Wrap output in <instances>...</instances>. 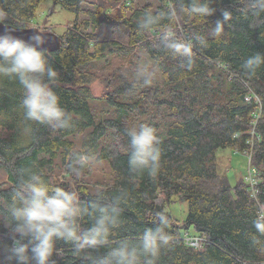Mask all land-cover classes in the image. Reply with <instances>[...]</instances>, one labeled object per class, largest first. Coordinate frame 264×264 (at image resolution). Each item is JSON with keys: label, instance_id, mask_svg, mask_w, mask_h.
<instances>
[{"label": "trees", "instance_id": "trees-1", "mask_svg": "<svg viewBox=\"0 0 264 264\" xmlns=\"http://www.w3.org/2000/svg\"><path fill=\"white\" fill-rule=\"evenodd\" d=\"M46 1L0 0V10L7 13L4 24L31 28L38 7ZM50 1L53 7L76 16L59 36L60 48L53 53L42 51L58 72L52 87L62 106L73 114V126L54 130L26 121L20 107L21 87L13 78L0 77V169L7 178L0 184V211L23 169L41 175L53 186L75 191L84 204L111 206L119 197L123 223L111 240H134L165 216L170 241L156 264H264V237L257 239L253 229L260 207L264 211V66L254 77L241 67L248 56L264 54V15L246 13L247 0H209L215 12L205 23L177 18L171 26L179 38L208 41L206 48H194L189 66L167 54L159 39L170 22L145 30L138 27L144 11L155 14L178 0H155L154 9L151 4L135 9L130 3L122 4L116 11L103 6L104 0ZM85 3L94 10L86 12L87 21L79 22ZM224 11L232 14L224 25L225 33L219 38L210 36L209 29L223 20ZM101 25L125 28L127 45L98 40L94 32ZM88 29L91 32L86 33ZM136 51L153 63L159 79L143 87L138 77L132 78L136 71L114 74L106 83L109 91L105 97L97 98L112 111L110 117L101 118L103 111L97 114L89 104L96 99L91 92L95 76L90 68L110 56L129 57ZM246 97L251 100L245 101ZM256 112L259 119L253 125ZM141 123L155 127L161 142L160 169L155 176L133 171L128 165V131ZM228 148L250 155L258 181L255 199L244 179L232 187L219 173L216 153ZM80 155L89 160L77 177L69 165L78 167L74 161ZM91 162H104L110 170L107 178L94 184L96 192L85 182ZM58 171L62 178H57ZM174 198L187 205L181 225L165 211ZM3 221L0 219V264H15L8 259L12 226L6 228ZM189 229L206 239L202 249L196 251L181 239ZM55 246L61 251L51 258L54 264H90L89 256L75 252L71 244L57 241ZM105 251L98 248L91 255Z\"/></svg>", "mask_w": 264, "mask_h": 264}, {"label": "clouds", "instance_id": "clouds-1", "mask_svg": "<svg viewBox=\"0 0 264 264\" xmlns=\"http://www.w3.org/2000/svg\"><path fill=\"white\" fill-rule=\"evenodd\" d=\"M246 13L256 17L264 15V0H247ZM215 9L209 0H178L165 9L146 10L139 19L141 30L170 22L162 28L160 41L167 54L191 65L194 48H206L203 37L193 40L179 38L171 26L177 18L187 17L205 23ZM223 20L209 29V35L219 38L224 25L232 19L229 11L222 13ZM7 13L0 10V24H4ZM35 43H26L8 32L0 34V77L15 79L22 89L20 107L26 121L49 126L52 129H67L73 126L74 116L61 104L60 96L53 90L58 72L49 64L46 54L38 50L40 36L31 38ZM264 66V54L255 53L244 59L241 67L254 77ZM155 73L145 64L138 71V82L143 87L153 84ZM130 138L129 168L133 171L155 176L160 169V139L155 127L141 123L128 131ZM87 155H80L70 172L79 176ZM121 200L117 197L111 206L82 203L75 191H66L53 186L39 174L21 170L0 219L12 226V245L8 259L15 264H54L52 257L60 254L57 241L71 244L77 253L89 256L90 264H156L160 251L169 244L170 236L165 216L161 215L155 228H147L136 239L111 240L113 232L123 223ZM85 225H88L85 227ZM254 235L264 237V212L253 220ZM106 248L103 254L91 255V250Z\"/></svg>", "mask_w": 264, "mask_h": 264}, {"label": "rangeland", "instance_id": "rangeland-1", "mask_svg": "<svg viewBox=\"0 0 264 264\" xmlns=\"http://www.w3.org/2000/svg\"><path fill=\"white\" fill-rule=\"evenodd\" d=\"M93 1H96L97 3L100 2L99 0ZM101 4L112 9V11L118 10L122 4H129L134 9L142 8L148 4H151L154 9L157 5L155 0H104ZM83 9L85 12L79 16V22L87 21L88 15L86 12L94 10L92 6L87 3L83 5ZM49 11H51V13ZM75 19L76 16L73 13L62 10L58 6L53 7L51 1L48 0L40 4L30 26L39 30H50L54 34L61 36L66 28L72 25ZM89 32L91 31L88 29L86 33ZM94 35H96L98 40L101 41L113 40L127 45L125 28L111 29L106 25H101L94 32ZM145 64H147V66H149L155 73L154 79L158 80L159 75L156 67L140 51H136L134 54L129 55V57L110 56L105 61L92 65L90 71L95 76V81L91 84V92L93 94L92 96L96 99L91 100L89 104L97 114L103 111L101 118H108L112 114V111L106 106V103L97 100V98L103 97L106 91H109V88L106 87L107 81L111 80L114 74H125L133 71H136V73H134L132 78H137L139 69ZM216 164L219 173L224 174L228 178L230 185L233 187L239 180L244 179L248 168V159L242 153L228 148L217 151ZM109 173L110 170L106 163L91 162L89 175L85 179V182L93 192H96L97 188L94 184L107 178ZM57 175V178H62L61 171H58ZM6 181V174L0 169V184H5ZM165 211L174 218L178 225H181L186 218L187 205L174 198L173 201L165 207ZM3 223L4 226L8 228V224L4 221ZM188 232L189 235L194 236L192 229H189Z\"/></svg>", "mask_w": 264, "mask_h": 264}, {"label": "water", "instance_id": "water-1", "mask_svg": "<svg viewBox=\"0 0 264 264\" xmlns=\"http://www.w3.org/2000/svg\"><path fill=\"white\" fill-rule=\"evenodd\" d=\"M5 32L30 44L35 43L31 39L33 36H40L42 38V43L38 47L39 51L53 53L57 51L61 45V38L58 35L53 32H42L34 27L20 28L9 24H0V34H4Z\"/></svg>", "mask_w": 264, "mask_h": 264}, {"label": "built area", "instance_id": "built-area-1", "mask_svg": "<svg viewBox=\"0 0 264 264\" xmlns=\"http://www.w3.org/2000/svg\"><path fill=\"white\" fill-rule=\"evenodd\" d=\"M251 100V97H246L245 101L249 102ZM253 100L258 102V98L253 95ZM259 119V112L255 113L254 119L252 120V124L255 125V123L258 121ZM251 135H254V130L251 131ZM245 157H247L248 159V168H247V172L246 175L244 177V181L246 183V185L248 186L249 189V193L250 195L255 199V195H256V186H257V173L255 168H253L250 164V155H245L243 154ZM264 212L263 208L260 207L259 211L257 212V214H260ZM181 239L184 241V243L190 247L193 248L194 250L198 251L200 249H202L204 243L206 242V239L204 237L201 236H197V235H189V233H184L183 236L181 237Z\"/></svg>", "mask_w": 264, "mask_h": 264}, {"label": "bare ground", "instance_id": "bare-ground-1", "mask_svg": "<svg viewBox=\"0 0 264 264\" xmlns=\"http://www.w3.org/2000/svg\"><path fill=\"white\" fill-rule=\"evenodd\" d=\"M184 36V35H183ZM105 97V96H104ZM19 108V107H18Z\"/></svg>", "mask_w": 264, "mask_h": 264}]
</instances>
